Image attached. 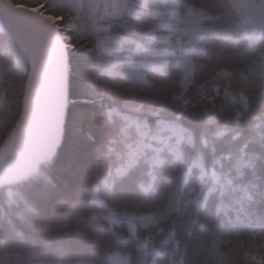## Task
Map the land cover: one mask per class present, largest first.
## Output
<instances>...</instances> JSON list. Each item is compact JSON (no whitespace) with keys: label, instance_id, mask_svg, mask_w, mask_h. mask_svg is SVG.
<instances>
[{"label":"snow or ice","instance_id":"1","mask_svg":"<svg viewBox=\"0 0 264 264\" xmlns=\"http://www.w3.org/2000/svg\"><path fill=\"white\" fill-rule=\"evenodd\" d=\"M0 264H264V0H0Z\"/></svg>","mask_w":264,"mask_h":264}]
</instances>
